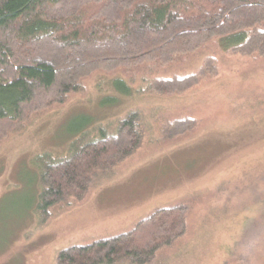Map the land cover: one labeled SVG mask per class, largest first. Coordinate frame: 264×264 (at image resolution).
<instances>
[{
	"label": "rangeland",
	"instance_id": "374dc122",
	"mask_svg": "<svg viewBox=\"0 0 264 264\" xmlns=\"http://www.w3.org/2000/svg\"><path fill=\"white\" fill-rule=\"evenodd\" d=\"M222 41L153 74L144 69L132 82L96 73L83 94L0 143V264H55L61 249L117 234L174 204L185 206V230L148 264H264V56L231 54ZM208 56L216 59L213 78L168 96L142 92L153 78L197 71ZM115 78L130 86L129 95L114 89ZM129 111L140 113L142 146L95 173L82 202L57 208L41 224L35 159L66 155L83 117L91 120L86 131L104 126L110 133ZM177 120L195 126L160 141Z\"/></svg>",
	"mask_w": 264,
	"mask_h": 264
},
{
	"label": "trees",
	"instance_id": "16d2710c",
	"mask_svg": "<svg viewBox=\"0 0 264 264\" xmlns=\"http://www.w3.org/2000/svg\"><path fill=\"white\" fill-rule=\"evenodd\" d=\"M216 38L231 54L264 56V0H0V143L83 94L84 81L96 73H121L132 82L138 72H158ZM216 75V59L208 56L197 71L153 78L141 91L168 96ZM112 84L131 93L121 78ZM139 121L140 113L129 111L113 132L104 126L90 132L91 120L83 117L66 155L35 159L41 224L57 208L82 202L95 173L142 146ZM190 121H174L160 141L189 132ZM185 214L182 204L157 208L122 232L61 249L55 264H148L183 234Z\"/></svg>",
	"mask_w": 264,
	"mask_h": 264
}]
</instances>
